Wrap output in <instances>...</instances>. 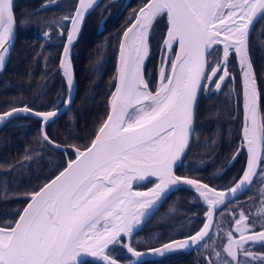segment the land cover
Segmentation results:
<instances>
[{
  "label": "snow or ice",
  "instance_id": "6c2138e0",
  "mask_svg": "<svg viewBox=\"0 0 264 264\" xmlns=\"http://www.w3.org/2000/svg\"><path fill=\"white\" fill-rule=\"evenodd\" d=\"M94 2L77 0L74 11L62 16L60 21L45 22L57 24L61 36L66 31L59 62L68 93L61 101L65 108L72 103L74 86L70 49ZM164 14L167 29L162 37L159 83L153 92L144 65L150 54L153 24ZM260 15H264V0H145L131 14L119 39L115 90L109 98L106 118L83 150L72 146L75 159L69 157L67 166L54 179L39 190L25 193L30 199L19 218L0 225V264H84V257L94 258L97 264H117L111 256L112 246L116 245L139 258L146 253L137 251L130 242L123 243V237L131 238L157 204L180 185L189 186L206 205L204 223L194 234L170 239L160 247L150 248V253L164 256L191 248L211 249L204 257L210 264L213 256L221 258L220 264H241L239 254L245 256L244 264L255 260L264 264V256H255L246 247L249 242L264 246V223L261 231L256 232L255 222L244 210L238 218L235 209L229 210L234 219L231 230L215 224L217 235L223 233L226 238L222 252L227 258L217 250V237L211 235L216 211L248 190L257 177L264 183L256 79L249 58L251 27ZM14 26L13 0H0V66L9 52ZM43 36L47 38L50 33L44 32ZM221 43L222 57L216 52V58L209 60L214 46ZM177 44L179 51L175 50ZM233 54L243 78L242 139L248 155L239 180H234L233 186L224 191L197 178L175 175L174 166L189 147L201 91L210 93L213 84L216 90L222 88L231 75L228 63ZM20 113L40 119L43 141L60 147L46 132L48 123L58 116L59 107L47 111L27 105L14 107L0 115V120ZM260 128L264 130V122ZM243 150V146L237 148L229 163ZM64 151H68L67 146ZM149 177L158 181L153 187L146 191L132 190L134 181ZM259 192L262 199L252 216L264 220V188ZM220 215L223 217L225 213Z\"/></svg>",
  "mask_w": 264,
  "mask_h": 264
},
{
  "label": "trees",
  "instance_id": "16d2710c",
  "mask_svg": "<svg viewBox=\"0 0 264 264\" xmlns=\"http://www.w3.org/2000/svg\"><path fill=\"white\" fill-rule=\"evenodd\" d=\"M45 1H13L16 38L0 71V114L25 105L41 111L51 110L66 97L67 87L58 68L66 31L61 36L57 24L45 22L60 21L62 16L74 11L76 0H56L37 10ZM107 1L100 0L86 15L82 30L70 49L75 78L74 98L66 111L49 122L46 128L50 139L67 146L68 151L63 152L45 143L40 119L33 116L16 115L0 127V225L15 221L27 201L25 193L37 190L60 171L66 160L74 157L73 145L81 149L89 145L102 119L106 118L109 97L115 86L119 39L131 14L145 0H129L121 11L122 0ZM107 10L111 13L104 22V28L96 33L98 22ZM166 28L167 16L164 14L154 22L150 34L151 52L146 59L144 73L151 82V91L157 85V49L162 44ZM44 32H49L50 36L44 37ZM249 58L264 122V15L251 30ZM235 112L232 100L228 101L221 94H201L189 147L175 171L178 175L197 178L215 188H226L239 178L246 163L245 150L218 175L237 148L241 147L240 108L236 117ZM26 156L32 159L25 160ZM151 182L154 181L139 188ZM261 188H264V183L257 177L246 193L253 199L255 191ZM232 209L236 210V207L227 204L217 213L227 214ZM205 211L206 205L198 194L186 187H178L167 195L148 222L133 233L131 246L142 250L173 236L183 237L196 230L201 223L199 220L194 225L191 216L185 217L190 213L204 214ZM245 212L252 213V207H246ZM174 222L176 226H173ZM111 256L117 261L129 258L121 246H112ZM84 264L97 263L85 261Z\"/></svg>",
  "mask_w": 264,
  "mask_h": 264
},
{
  "label": "flooded vegetation",
  "instance_id": "af4514ba",
  "mask_svg": "<svg viewBox=\"0 0 264 264\" xmlns=\"http://www.w3.org/2000/svg\"><path fill=\"white\" fill-rule=\"evenodd\" d=\"M112 1H114V0H108L107 3H110ZM123 2L124 1L122 0L119 8H121ZM106 13H108V16H109L111 11L107 10ZM161 45L162 44H160L159 48L157 49V59L159 60L158 69L161 66V56L163 54ZM214 49H215V51H214L212 56H209V60H214L216 58V55H215L216 52H218L220 57H222V49H223V47L220 46V45H217V46H214ZM168 67H170V65ZM228 68L230 70L231 75L223 83L222 88L220 90H217V91H213L212 90L210 93H207V94H205V92L202 91L201 94H204L205 96H209L212 93L217 94V95L221 94V96L223 98L227 99L228 101L232 100V102L235 105V109H236L235 117H236V115L238 113V110L240 108V111H241V113H240V115H241V123H242V105H241L242 104V92H241L240 76H239V72H238V69H237V65H236L235 55L234 54L231 55L230 58H229ZM216 79H218V77H216ZM213 86H214V84L212 85V88H213ZM241 128H242V125H241ZM240 145H241V132H240ZM263 145H264V143H263ZM262 152H263V150H262ZM177 167H176V169H177ZM176 169H175V171H176ZM180 176H182V175H180ZM153 183L154 182H151L149 185H147V186H145L143 188H147V187L151 186ZM246 191H244L237 198L231 200L230 202L226 203L225 205L228 204L231 207H234V208L236 207V210H235L236 218L239 217V213H240L241 210L245 211L246 207H250L251 206L252 207V213H249V212H245V213L248 214L250 216V219L255 222L256 227H255L254 230L256 232H259V231H261V224L264 223V220H260L259 218L255 217V216H252V214L256 213L258 211V206L260 205L262 197L260 196V192L259 191H255L256 193H254V198L250 199V197L248 196ZM190 216L192 217V220L194 221V222H192V224H194V225L196 224L197 225L199 220H201V223L199 224V226H198V228L196 230L190 232L187 235L194 234L196 231H198L200 229V227L203 225L204 220H205L204 214H202V213L201 214L190 213L185 218L190 217ZM217 223L222 225L223 229L231 230L234 227V219H233V216H232L231 212H229L227 214L225 213V215L223 217H221L220 213H217V211H216V213L214 215V226H213V228L211 230V235L217 237V239H216L217 250H220L222 252V247H223L224 244L227 243V241H226V238L223 235V233L217 235L218 229L215 226V224H217ZM173 226H176L175 222H174ZM164 233H166V232L164 231ZM183 237L182 236L181 237H174L173 236V237H170L168 240H165L162 243H158L157 245H154L152 247H148V248H145V249H142V250H147V249H150V248H156L158 246H161L163 243L168 242L170 239H181ZM236 238L237 239L239 238V234L238 233L236 234ZM130 240H131V238H130ZM123 243H124V241H123ZM209 243H211V239H209ZM116 246H121V245H116ZM246 247H248L250 249V251L255 256H264V246H262L261 244L257 243L255 245H253L251 242H249V244L246 245ZM121 248H123L124 252L126 253L125 248L122 247V246H121ZM137 251H141V250H137ZM210 252H211V249L203 250V249L191 248V249H187V250H184V251H178V252H174V253H171V254H167V255H164V256H160V255L150 256L149 258L144 259L143 261L138 262L136 264H142V263H145V264H210V262L204 258L205 256L209 255ZM222 257L223 258H227L226 253L222 252ZM238 258L240 259L241 264H244V260L246 259L245 256L243 254H239ZM131 260H132V258L129 256L128 260L120 261V262H128V261H131ZM220 261H221V258H217V257H214V256L212 257V264H220ZM251 264H261V262L259 260H255V261H251Z\"/></svg>",
  "mask_w": 264,
  "mask_h": 264
},
{
  "label": "water",
  "instance_id": "95a60500",
  "mask_svg": "<svg viewBox=\"0 0 264 264\" xmlns=\"http://www.w3.org/2000/svg\"><path fill=\"white\" fill-rule=\"evenodd\" d=\"M14 1V0H13ZM56 0H47V1H45L44 3H42L38 8H37V10H39V9H43V8H45V7H47V6H49V5H51V4H53L54 2H55ZM100 0H95V2H94V6L99 2ZM76 2H77V0H76ZM128 2H129V0H124V2H123V4H122V6H121V8H120V11L121 10H123V8L128 4ZM138 11V10H137ZM88 14V13H87ZM86 14V15H87ZM107 16H108V13H106L105 15H103L101 18H100V20H99V22H98V25H97V29H96V33H100L102 30H103V28H104V21H105V19L107 18ZM262 15H260V16H258V18H256L255 19V21H254V24L258 21V19L261 17ZM14 21H15V18H14ZM83 23H84V21L82 22V26H83ZM254 24H253V26H254ZM68 26H70V25H68ZM253 26L251 27V30H252V28H253ZM167 29V28H166ZM250 33H251V31H250ZM80 34V33H79ZM79 34H78V36H79ZM165 34H166V32H165ZM15 38H16V23H15V26H14V33H13V37H12V40H11V42L8 44V48H9V52L8 53H6L5 54V61H4V63H3V65L2 66H0V71H1V69L4 67V65L6 64V62H7V59H8V57H9V55H10V52H11V49H12V46H13V43H14V41H15ZM76 41V40H75ZM74 41V42H75ZM66 43V35H65V38H64V42H63V46H64V44ZM74 44V43H73ZM220 46H221V44H219ZM217 46V45H216ZM175 50L176 51H179V45L177 44V45H175ZM62 52H63V47H62V50H61V54H62ZM118 53H119V48H118ZM61 54H60V56H61ZM174 55H175V53L173 54V57H174ZM117 59H118V57H117ZM208 59H209V57H208ZM235 61H236V65H237V69H238V72H239V76H240V84H241V92H242V128H241V146H243V148H244V150L246 151V155H248V153H247V148H246V145H243V139H242V137H243V133H242V129H243V127H244V125H245V109H244V103H245V97H244V85H243V78H242V73H241V68H240V65L238 64V62H237V57L235 56ZM59 62H60V58H59ZM117 66V65H116ZM58 68H59V65H58ZM60 70V69H59ZM171 69L169 68V71H170ZM61 72V71H60ZM74 73V72H73ZM61 75H62V72H61ZM159 82V79H157V83ZM255 88H256V93H257V128H258V135L261 137V139H260V148H261V153H262V150H263V143H264V132H263V130H261V128H260V125H261V123H262V116H261V110H260V105H259V98H258V90H257V86L255 85ZM115 90V86H114V89H113V91ZM212 90L213 91H217L216 89H215V85L213 86V88H212ZM112 91V92H113ZM202 92V91H201ZM74 94H75V78H74V86H73V88H72V93H71V95H72V100H73V98H74ZM112 94V93H111ZM67 95H68V93H66V97H67ZM200 95H201V93H200ZM200 95H199V98H200ZM111 96V95H110ZM65 97V98H66ZM110 98V97H109ZM199 101V100H198ZM108 106H109V101H108ZM23 107V106H22ZM59 114H58V116L60 115V114H62L63 112H65L66 111V109L69 107H67V108H65L64 107V105L61 103L59 106ZM17 108H20V107H17ZM11 110V109H10ZM10 110H8V111H10ZM51 110H54V109H51ZM110 110V109H109ZM8 111H6V112H8ZM5 113V112H4ZM3 113H1L0 115H2ZM20 114H23V113H20ZM20 114H17V115H20ZM195 114H196V112H195ZM16 116V115H15ZM30 116H33V117H35L34 115H30ZM35 118H37V117H35ZM56 118V117H55ZM54 118V119H55ZM10 118H8V117H6L5 119H3V120H0V127L7 121V120H9ZM194 120H195V116H194ZM194 120H193V124H192V132H193V126H194ZM40 125H41V121H40ZM191 136H192V133H191ZM190 141H191V137H190ZM190 143V142H189ZM56 144V143H55ZM50 145H52V146H54V147H56L55 145H53V144H50ZM56 145H59V144H56ZM56 148H59L60 150H62L63 152H65L64 151V148H65V146H62V145H60V147H56ZM74 150V149H73ZM81 150H83V149H81ZM186 151H187V149H186ZM235 154V153H234ZM233 154V155H234ZM185 155V154H184ZM184 155H183V157H184ZM232 155V156H233ZM232 156L230 157V159L228 160V162L226 163V165L220 170V172L218 173V175H220V174H222L228 167H230L231 165H232V163L234 162V161H232L231 163H229V161H231L232 160ZM182 157V158H183ZM72 159H75V154H74V157L72 158ZM246 160H247V157H246ZM67 162H68V159L66 160V163H65V166L64 167H66L67 166ZM180 162L181 161H179V162H177V164H176V166H174V174L175 175H177L176 173H175V169H176V167L180 164ZM246 164V163H245ZM63 167V168H64ZM63 168L60 170V171H62L63 170ZM59 174V171L54 175V176H52L50 179H48L46 182H44L40 187H42L45 183H47V182H49V181H51L52 179H54L55 178V176L56 175H58ZM242 175V174H241ZM240 175V176H241ZM178 176H180V175H178ZM240 176H239V178H240ZM182 177H185V176H182ZM187 178H190V177H187ZM239 178L237 179V180H239ZM154 181V183H156V182H158L157 180H156V178L155 177H149V178H146V180H144V181H134L133 182V187H132V190L133 191H146L147 189H149V188H151V187H153L154 186V183L151 185V186H149V187H147V188H144V189H138V187H140V186H142V185H144V184H146L147 182H149V181ZM203 182V181H202ZM205 183V182H204ZM209 186H211V185H209ZM231 186H233V184L232 185H230V186H228V187H226V188H216L217 190H224V191H227V189L228 188H230ZM39 187V188H40ZM178 187H186V188H188V189H190V190H192L189 186H186V185H180V186H178ZM177 187V188H178ZM211 187H213V186H211ZM39 188L37 189V190H39ZM176 189V188H175ZM174 190V189H173ZM192 191H194V190H192ZM195 192V191H194ZM170 193V192H169ZM168 193V194H169ZM196 193V192H195ZM167 194V195H168ZM196 194H198V193H196ZM242 194V193H241ZM167 195H166V197H167ZM240 194H238L237 196H236V198L239 196ZM165 197V198H166ZM164 198V199H165ZM29 199H30V197H27V201H26V203L24 204V206L22 207V209L20 210V212H22V210H23V208L24 207H26L27 206V203L29 202ZM164 199H162L158 204H157V206L155 207V209H153V213L152 214H150V216H149V218H147V220H146V222L153 216V214L157 211V209L159 208V206L162 204V202L164 201ZM231 200H233V199H231ZM231 200H229L228 202H230ZM227 202V203H228ZM19 212V213H20ZM216 213V212H215ZM215 213H214V215H215ZM19 218V214H18V216L16 217V219H18ZM15 219V220H16ZM146 222H144L143 223V225L146 223ZM142 225V226H143ZM141 226V227H142ZM141 227H138L136 230H138L139 228H141ZM202 227V226H201ZM200 227V228H201ZM135 230V231H136ZM134 231V232H135ZM125 238V243H129L130 242V238L129 237H124ZM158 247H160V246H158ZM157 248V247H156ZM125 251H126V254H128L131 258H132V260L131 261H128V262H118L117 261V263L118 264H136V263H138V262H141V261H143L144 259H147V258H149V257H147V256H144V257H140V258H136V257H132L131 256V254L130 253H128L127 252V250L125 249ZM140 252H142V253H147V252H149V249H147V250H141ZM83 261L85 262V261H93V262H96L95 260H94V258H92V257H84L83 258ZM97 263V262H96ZM100 264H102V262H100Z\"/></svg>",
  "mask_w": 264,
  "mask_h": 264
},
{
  "label": "bare ground",
  "instance_id": "6f19581e",
  "mask_svg": "<svg viewBox=\"0 0 264 264\" xmlns=\"http://www.w3.org/2000/svg\"><path fill=\"white\" fill-rule=\"evenodd\" d=\"M221 40H223V35H221ZM221 46L223 47V44L221 43ZM144 256H147V257H150V256H156V254H152L150 252H147L145 255H142L141 257H144ZM140 258V257H139ZM118 264V263H117Z\"/></svg>",
  "mask_w": 264,
  "mask_h": 264
},
{
  "label": "rangeland",
  "instance_id": "374dc122",
  "mask_svg": "<svg viewBox=\"0 0 264 264\" xmlns=\"http://www.w3.org/2000/svg\"><path fill=\"white\" fill-rule=\"evenodd\" d=\"M158 83H159V82H158ZM158 83H157V84H158Z\"/></svg>",
  "mask_w": 264,
  "mask_h": 264
}]
</instances>
